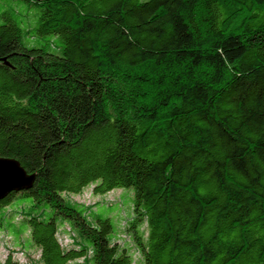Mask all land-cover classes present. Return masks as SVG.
<instances>
[{"label":"trees","instance_id":"16d2710c","mask_svg":"<svg viewBox=\"0 0 264 264\" xmlns=\"http://www.w3.org/2000/svg\"><path fill=\"white\" fill-rule=\"evenodd\" d=\"M24 1L36 25L0 9V158L36 178L0 233L35 264H264V0ZM89 187L132 189L119 228L66 197Z\"/></svg>","mask_w":264,"mask_h":264},{"label":"rangeland","instance_id":"374dc122","mask_svg":"<svg viewBox=\"0 0 264 264\" xmlns=\"http://www.w3.org/2000/svg\"><path fill=\"white\" fill-rule=\"evenodd\" d=\"M0 9H11L15 10L20 18H29L31 25H36L39 14L41 13L40 8H37L34 4L26 2L24 0H0ZM93 187L87 188L83 193L77 196H69L74 201L82 202L87 206H96L94 213L97 216L110 217L116 228L120 227L121 220L127 218L131 213L132 199H130L128 192H133L132 189L119 188L113 190L107 195L95 196L92 192ZM15 202V201H14ZM113 204L112 210L116 209L117 214H111V209L108 205ZM108 204V205H107ZM108 206V207H106ZM8 214L16 225H19L23 219V214L20 213L21 208L13 209L9 207ZM25 238V237H24ZM26 241V239H25ZM66 243V240L64 241ZM23 243V242H22ZM17 244L13 238L6 232L0 233V264H3L10 254H13V259L18 261L20 264H35L39 259V252L32 248L29 250L23 244ZM69 244V243H68ZM71 246V245H69ZM133 252L136 253L135 250ZM140 256L137 253L134 255V261L138 264ZM74 264H83L82 261H78Z\"/></svg>","mask_w":264,"mask_h":264},{"label":"water","instance_id":"95a60500","mask_svg":"<svg viewBox=\"0 0 264 264\" xmlns=\"http://www.w3.org/2000/svg\"><path fill=\"white\" fill-rule=\"evenodd\" d=\"M4 61L6 62V59ZM35 178L36 174H29L19 161L0 158V200L11 192L30 189Z\"/></svg>","mask_w":264,"mask_h":264}]
</instances>
